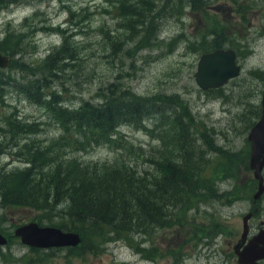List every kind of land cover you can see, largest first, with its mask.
<instances>
[{"label": "rangeland", "instance_id": "1", "mask_svg": "<svg viewBox=\"0 0 264 264\" xmlns=\"http://www.w3.org/2000/svg\"><path fill=\"white\" fill-rule=\"evenodd\" d=\"M106 4V0H17L8 5L0 3V38L7 28L24 29L28 36L26 54L22 59L36 62L55 45L61 44L65 34H70L71 40L81 45L80 55L85 59L76 68L68 67L59 75L51 76L48 90L56 89L71 105H78L84 99L97 100L99 87H106L109 81L114 80L130 85L132 90L141 94H178L185 117L189 122L192 120L193 128L199 131L195 147L197 151H203L204 159L209 158L199 173L200 177L204 175L207 178L200 180L199 185L202 192L205 188L204 194L192 209L181 211L182 222L175 223L173 219L172 225L156 228L150 236L137 234L105 242L99 245L100 251L97 252L93 250L98 249V245L89 238L92 248L75 251L71 258L65 254L71 250L69 247L42 250L45 255L40 264H225V254L229 253L226 238L214 240L213 234L218 229L229 231L238 225L241 227L243 214L253 199L250 184L254 171L247 165L250 162L248 134L262 111L264 78L259 72L264 73V0H192V4L184 7L177 16H163L158 28L163 38L161 41L139 45L141 37L135 35L121 44L119 57L113 56L111 47L105 42L104 32L99 29L102 24L111 26L112 32L117 28L115 17L105 12ZM170 8L172 12L177 9ZM71 11H74L72 16ZM214 30H222L230 39L231 42L224 46L236 48L242 71L223 86L204 89L195 78L202 54L197 46ZM126 32L121 24V43ZM0 95V138L4 141L0 164L9 168L23 166L27 148L24 155L16 154L18 150L17 153L24 151L19 145L31 139L45 140L58 136L59 125L45 104L34 101L14 86L5 84ZM257 109L260 110L255 114ZM13 111L27 122L37 121L39 130L19 132L14 143L11 132L2 128L9 127L7 119ZM174 116L170 112L153 116L145 120L144 126L122 124L121 132L113 142H104L89 150L74 149L73 155L86 160H114L122 156L129 158L130 155L137 158L138 166L145 167L147 164L140 158L143 153L136 155L124 143L142 144L145 151L155 155V159L163 154L166 157L173 150L172 127L180 130V125L174 123ZM208 142L212 144L209 148ZM226 150L236 152V161L229 169L222 164L225 161L221 155ZM192 153L198 155L194 150ZM159 168L157 161L155 169ZM160 172L163 173L162 169ZM206 185H210L215 193ZM218 188L231 190L230 194L236 198L228 202V197L219 200ZM43 212L0 205V223L14 231L15 223L40 220L44 218ZM142 240H147L144 247L148 248L150 242L157 248L156 262H146L137 251ZM2 250L4 253L13 251L15 258L18 252L25 250L38 253L15 242ZM226 264H239L237 255H231Z\"/></svg>", "mask_w": 264, "mask_h": 264}, {"label": "trees", "instance_id": "2", "mask_svg": "<svg viewBox=\"0 0 264 264\" xmlns=\"http://www.w3.org/2000/svg\"><path fill=\"white\" fill-rule=\"evenodd\" d=\"M15 1L0 0V3L8 5ZM106 2L105 12L115 17L117 28L112 32L111 26L102 24L99 29L104 32L105 42L111 47L113 56L118 57L121 44L135 35L141 37L139 45L161 41L163 38L158 28L163 16H177L184 7L192 4V0ZM170 7L177 9L172 12ZM73 14L71 11V16ZM121 24L127 31L122 43ZM27 36L24 29L7 28L0 38V50L12 57L7 69L0 67V94H3L5 84L12 85L34 101L45 104L59 125V135L20 144L24 151L17 153L18 150L16 154L24 155L27 148L23 166L9 168L0 164V204L44 211L41 214L44 218H40L43 221L38 219L41 223L79 232L82 241L71 248V252L91 249L89 238L98 245V249L93 250L97 252L100 251L99 245L105 242L137 234L150 236L156 228L172 225L173 219L175 223L182 222L181 211L192 209L204 194L203 189V192L199 190L200 180H203L199 173L209 160L208 157L204 159L203 151H197L195 147L199 131L193 128L194 122L185 117L182 99L175 94L137 93L130 85L114 80L109 81L106 87H99L97 100L84 99L78 105L68 104L59 91L48 90L49 80L68 67L76 68L85 59L80 55L81 45L71 40L70 34H65L62 43L51 48L42 60L26 61L22 56L26 54ZM229 42L222 30H214L211 35L204 36L197 47L203 53L226 47L224 45ZM230 45L234 46L233 43ZM260 74L264 78L261 70ZM185 105L189 111L187 102ZM257 110L255 114L260 109ZM167 112L176 115L174 123L180 125V130L172 127L173 150L166 157L163 154L155 159V155L145 151L142 144L124 143L136 155L143 153L140 158L147 164L145 167L138 166L137 158L130 155L129 158L122 156L114 160H86L73 155L74 149L89 150L98 144L113 142L121 132L122 124L144 126L146 119ZM7 124L9 127L2 128L11 132L14 143L19 132L32 133L40 128L37 121L27 122L15 111L10 113ZM2 139L0 152L4 147ZM207 145L209 148L212 144L208 142ZM192 150L198 155H194ZM235 154V151L226 150L221 155L226 169L236 161ZM247 154L250 155V147ZM157 161L161 166L158 170L155 169ZM146 250L154 257L158 256L156 247Z\"/></svg>", "mask_w": 264, "mask_h": 264}, {"label": "water", "instance_id": "3", "mask_svg": "<svg viewBox=\"0 0 264 264\" xmlns=\"http://www.w3.org/2000/svg\"><path fill=\"white\" fill-rule=\"evenodd\" d=\"M12 57L0 50V67L11 64ZM242 65L238 61V52L234 47H218L200 55L195 78L201 88H217L226 84L230 79L241 74ZM248 139L251 142L250 167L254 176L259 180L258 190L254 197L258 198L264 189V93L262 98V114L250 128ZM244 216V232L248 231V218ZM15 233L20 235L23 242L33 246L52 247L78 245L82 241L79 232L66 230L57 225L40 224L38 221H30L19 225ZM244 240V237L243 239ZM7 242V236L0 228V244ZM241 243L236 245L238 259L241 264H259L264 258V229L255 235L243 249H238Z\"/></svg>", "mask_w": 264, "mask_h": 264}, {"label": "flooded vegetation", "instance_id": "4", "mask_svg": "<svg viewBox=\"0 0 264 264\" xmlns=\"http://www.w3.org/2000/svg\"><path fill=\"white\" fill-rule=\"evenodd\" d=\"M239 57V56H238ZM251 146V143H250ZM215 176V175H214ZM213 176V177H214ZM203 180L207 179L204 178V175H202ZM215 179V178H214ZM263 184H264V170H263ZM205 186V185H204ZM251 186V191L253 193V199H252V204L250 205V208L247 209V211L243 214V223L242 226L240 227V225L234 227L233 229H229V231H225V230H216L215 233L213 234V238L214 240H218L219 238L223 237L227 244H228V248H229V253L228 255L225 254V259L228 261V259L231 257V255H237V260L239 262L238 259V254L236 251V245L241 243V245L238 247V249H243L245 244H247L255 235H257L262 229H264V189L263 192L261 193V195L258 198L254 197L255 192L258 190L259 187V180L257 178H255V176L252 178V183L250 184ZM207 187V185H206ZM214 187L216 188V186L214 185ZM211 192L215 193L212 189V187H210V185H208L207 187ZM203 190H205V188L203 187ZM216 192L219 194V200H221V197H228L229 199L226 200V202L228 201H233L234 198H236L235 195L230 194L232 193L231 190H227V189H216ZM233 196V197H232ZM1 206L4 207H8V208H12L11 206H5L3 204H0ZM250 214L249 218H248V231L247 234L245 236H243V232H244V216L246 214ZM35 219L29 220V221H19L18 223H15L13 228L14 231H9V229H7L6 227H4L2 225V223H0V228L2 230V232L7 236V242L5 244H0V264H40L42 259H43V255H45V253H41L42 250H50L53 248H61V247H69L68 249L73 248L74 246H52V247H39V246H33V245H29L23 242L22 238L20 235H17L15 233L16 228L24 223L30 222V221H34ZM35 221H38L40 224L41 223L38 219H36ZM219 234V235H218ZM244 237V240H242ZM150 241V240H149ZM15 242V244H19L22 245L23 247H25V249L28 250H32V251H38V253H31L27 250L22 251V252H18L17 253V258L14 257V255H16V253H14L13 251L8 252V253H4V251L2 249H6L9 248L10 246L13 245V243ZM147 243V240H142L140 242V246L138 247L137 251L139 252V254L141 255V257L143 258V260H145L146 262L148 261H152V262H156V257H154L151 253H149V251L146 250L147 247H144V249H141V246H143V244ZM149 247H151L152 245L150 244V242L148 243ZM147 246V245H146ZM74 252H66L65 254L68 255L69 258H71V256L73 255ZM227 253V252H226ZM47 254H54L53 253H47ZM226 261V262H227ZM225 262V264H226ZM239 264H241L239 262ZM259 264H264V258L259 260Z\"/></svg>", "mask_w": 264, "mask_h": 264}, {"label": "bare ground", "instance_id": "5", "mask_svg": "<svg viewBox=\"0 0 264 264\" xmlns=\"http://www.w3.org/2000/svg\"><path fill=\"white\" fill-rule=\"evenodd\" d=\"M69 7H70V6H69ZM69 9H70V8H69ZM70 14H71V13H70ZM235 49H236V48H235ZM173 95H174V94H173ZM173 95H172V96H173ZM176 95H178V94H176Z\"/></svg>", "mask_w": 264, "mask_h": 264}]
</instances>
